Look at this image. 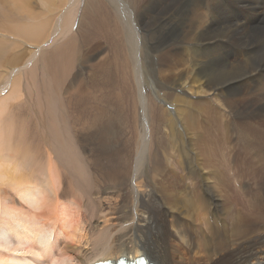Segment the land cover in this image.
<instances>
[{
	"label": "bare ground",
	"instance_id": "obj_1",
	"mask_svg": "<svg viewBox=\"0 0 264 264\" xmlns=\"http://www.w3.org/2000/svg\"><path fill=\"white\" fill-rule=\"evenodd\" d=\"M37 1L38 3L43 2V0ZM79 1L77 0L78 3H80ZM87 1L88 0H86L87 7L89 5H91L92 7V3H95V0H92V3L90 4L89 2H91V0L88 2ZM112 1L114 0H108L106 2L109 3L110 6L114 7ZM147 1L148 0H132V3L130 4L133 5L132 14L134 17V5L136 8H139L137 7V4L138 6L143 5ZM211 1L212 4L209 3L206 6V9L212 14V17L210 19L201 20L202 16H198L197 18L194 16L196 20H184V10L183 8H180V10H176V12L174 11L175 15L178 17V20H176V24H171L168 30H180V32L182 31L184 35L182 37H169L163 40H159V38H157L155 40L154 46L157 50H159L158 48L161 49L163 46H168L167 49L164 50L165 57L172 54V49L169 50V48L175 47V49H180V54L185 56L184 58H186V62L184 63V66H186V68L183 70L180 69L177 72L173 73L170 71L169 73L168 71L163 69L171 76H174L169 82V79H166L163 75L165 72L162 71L164 72L162 74V84L165 87H171L170 90L173 91L172 96L174 102H177V100L178 102L175 104H173L171 100L169 102V99H171L170 96L169 98H167L166 94L160 92L155 94L158 101H160L159 103H154L151 100L150 95L148 96L147 94L143 96L144 100H137L138 103L140 102V107L138 103H136V113H134L133 117L134 124L136 126L134 132H137V134H142L143 137H139L137 140L139 142V147L134 154L135 160H133L134 162L131 163V165L120 166L118 164L120 166L119 171L116 172V175L114 174L113 176H110L111 180L103 177L104 182L111 183L112 187H105L104 189H101L98 183L99 179L96 180V177H99V175H101V168L99 169L95 162L90 163L85 161L86 159L84 160L85 157H83L84 145H86L88 142L90 143L91 134H89L87 130H76L74 128V123H77V121H75V118H77L78 115L76 116V113L71 108V104L73 105V108L75 105L71 103L72 100L70 102L67 98L63 99L62 97L63 93L68 92L65 88L64 82L67 80L66 77H68L69 73H71V70L74 68L78 55V45L76 37L74 36L75 34L70 35V32L73 31L72 27L73 19L75 17L74 14H77L78 12L75 13L73 10L72 12L74 13L70 14L69 20H58L55 26L56 37L62 35V38H65V42L59 45H55L54 41H52V44L49 45L50 41L49 43H47L46 41H48V35L55 21V18L52 19L50 7L46 2H43L46 6L44 11L49 12H46V15H44V11L41 14L35 11L36 9L33 7L34 4L32 5V0H0V24L4 26L3 28L7 30L9 34L5 35L0 33V228L5 229V231L10 233L15 238L17 242H14L16 244V248L24 250V252H21L20 254L26 255L27 257L24 258V262H22V264H33L29 262L32 261L31 258H34L33 261H36L34 262L35 264H94L100 261H114L122 257H125L128 260H135L142 255H146L150 262L154 264H185L182 261V258L179 259L176 252L172 248H170L169 242L171 241V239L178 241L180 246L184 249L183 251L186 252L187 256L194 255L197 257V263L191 264H199L200 261H203V263L201 264H253V262H255L256 260H260L262 261V264H264V258L261 257L262 255H264V103L262 105L258 104V106L254 107L252 111L248 110L251 120H248L245 123H241L240 125L239 123L232 124V122L230 121L222 122L220 120V122H222V129H220L219 127L220 130L218 131L216 129V131L212 129V126L215 123L212 122V128L207 125L211 124L210 121L213 118L221 119L223 117L219 113V111H222L221 108L224 109V111L226 109H228L229 111L238 110L239 102H230L225 98V95H232L241 91L245 86H250L253 83L260 84L261 81L264 80V66L255 71H248V69L247 72L242 76H233L234 78L222 80L220 72L215 69L213 65L217 60L216 56L218 55L227 59L234 56L236 58L235 62H237L241 56L247 55L248 52L250 53V51L252 50L260 49L261 51L262 49H264V16H262L261 11V9L264 10V0H260V7L257 4H253L252 1H246L245 5H241L242 7L239 5L241 8H246L248 11H251V13L254 11L253 13H255L256 16L254 18L252 17L251 19L249 18L250 20H247L245 17L241 16L239 18H234L232 16H227L226 18L222 17L228 12L227 8L229 7H219L217 5H214L218 0ZM204 5H199V7ZM86 6L84 7L85 10L84 13H82L83 15L81 14L82 17L80 16V29L84 31L87 27H89L91 30L90 32H93L92 35L95 34L96 31H101V33L102 31H104L106 34L105 37L110 46H117V52L111 55L113 56L112 58L110 57L113 60L114 64H117H115L116 67L118 65V67H120V73L116 74L127 76L128 74L130 75V73L133 72L132 79H130V77V80L128 79V82H130L131 80L133 81L134 78V80L138 82V87L141 86V82L143 83L144 80L142 72H144V68L149 66H147L145 63V56L140 55L135 47L130 43L131 40L129 34L134 33L130 26L128 32V29L126 28L122 17L114 9L115 7L113 8V12H105V7H103L104 5H102L103 9L102 13H100V20H95V18L94 20H84L88 17V8L86 9ZM94 6L95 5H93V7ZM203 10L205 11V9ZM231 10L232 9H230V11ZM214 13L218 16H215ZM205 16L204 18L208 17L207 15ZM98 18H100L99 14ZM61 22L63 24L62 29H60ZM186 23L188 24V26H185ZM256 23L258 24L255 25ZM155 26L157 25H153L152 28H154ZM104 32L102 33L103 35ZM87 34L91 35L89 33ZM10 35L14 38L18 37L17 40L21 42H24L26 44L28 43L29 50L31 49V51H29L28 54L25 53L26 55H35L30 58V63L32 65L28 69H26L25 73L20 74L21 72H23L21 69L11 67L6 68L5 66V64L9 63L10 65L12 64V67H17L16 65L21 60H23V57H16L15 60H12L13 49L9 54H7V49L3 44L4 39L10 37ZM210 36H212L213 38H209ZM123 37H126V39H124ZM91 38L92 37H90V39ZM116 38H119L122 44H127L126 46H128L129 48V57H126L125 59L127 60L128 58L129 60L130 58L129 62L128 60L126 61L125 59H123L125 56H123V58L122 55L120 56V49L123 45H120V42H117L116 44ZM55 40L58 41L57 38ZM44 42H46L47 44L40 52V50L42 49L40 48V46H43ZM58 42H60V40ZM35 46H38L39 48ZM50 46L52 47L51 50L47 49ZM123 51H125V49H123ZM160 53L162 56L163 52ZM248 57H250V55ZM162 58L164 57L162 56ZM165 60L164 62H166ZM167 60H170V58ZM38 61L41 66L39 68L37 67L38 64H36ZM152 61L153 64L149 70L155 72L156 69H158V65L154 58H152ZM128 63H130V68L128 67V65L126 66V64ZM247 64L249 63H246V65ZM3 69H6L8 71L4 72ZM108 69H110L108 68V61L105 60L96 65L93 71L96 72V74H98L97 76H100L101 79L105 80L104 78L108 76ZM128 69H130L131 72L129 73L128 71L126 75L125 71ZM110 71L113 72V70ZM24 75L28 77L26 78L30 83V86L27 84L30 89H28V91H24L28 92L27 94L29 95V97L27 96L28 100L25 99V103L23 101H20L22 99V90L20 91L21 82L24 81V79H22ZM18 76H20L19 79L17 78ZM111 77L113 78V76ZM166 77L170 78V76ZM6 78H9L10 83H5L7 87L6 90H4L3 82L6 80ZM107 79H109V77H107ZM117 80L115 79V82H113L112 80H105L104 83H101V81L100 83L96 82V87L101 91L105 90L107 93L106 95L110 97L111 95H113V91L116 88L115 83L117 82ZM75 82L76 80H74L73 84H75ZM124 83L122 82V85L126 88L125 97H129L130 93L133 94V92H131L133 90L131 89L132 83L131 85H127V82ZM69 84H71L70 81ZM252 89L253 85L251 90ZM8 90H10L11 93L9 92L6 97H3L2 95ZM163 90L164 87H162V91ZM178 92L187 95V97H189L190 99L191 96L198 95L210 96L212 98L215 97L216 101L212 100V103H214V107H212L213 109H208L209 111L211 110L209 113L212 112V118L208 116V111L207 113L203 111V113L195 117V122L193 117L188 119L191 121L182 119V112L179 110L182 105L179 109L176 108V105H188V102L184 100L185 97L183 99L181 95L177 94ZM15 94L16 98L14 99ZM76 99V103H81L82 105V97L76 96ZM88 100H93V98H89ZM15 101L18 103L14 104L13 102ZM212 103L208 106V108H210V106H213ZM254 103L256 104V102ZM105 104V107L107 105H109L110 107L113 105L111 104L110 99L105 102ZM154 107L156 108V110H158V112H160L158 113L159 118L156 113L153 114V110L155 109ZM140 108L143 109V117L145 120L144 122L141 118ZM26 109L30 110L26 112ZM102 109L103 108L100 107L99 110ZM183 110L185 109L183 108ZM7 111L8 114H6ZM36 111H40L38 116L36 114ZM244 111H246V108ZM242 112L239 114L243 115ZM226 113H228V111ZM71 114L75 115L72 116ZM232 114H234V112ZM147 116H149V118ZM79 117L78 119H80ZM139 120L143 123V125H139L141 129L138 128ZM78 121H80L81 123L82 120L80 119ZM83 123H86L85 120ZM198 123L203 124V127L204 124L208 126L206 127V129H204L205 127L203 128L205 132L203 130V132H200L201 130L196 127ZM217 123L218 120L216 124ZM106 124L108 123L106 122L105 125ZM191 126H193V132H191L189 129V127ZM109 127L111 128V126ZM161 127L162 129L168 130L165 131L169 132V135H166V132H163V134H165L169 140L171 138V142H174L173 144L176 143L175 148L177 145V148L179 149L178 155H180V162L178 164V168L181 172V177L184 179H190L189 181L192 180L197 184V187L193 191V193L190 192L191 196H189L188 198L187 194L186 199L182 200H184L183 202L185 203V205L186 202L189 201L188 203H190L191 205L203 209L204 212L206 211L209 220L207 224L204 223L206 224V227L204 229L198 226H194L196 221L194 222V224L190 222L187 216L188 211L186 210L187 212H184L183 210L178 208L181 207V205L178 206L176 197H173L175 198L173 199L174 205L171 204L173 206H169L167 208L165 203L169 199L168 197L170 195L168 196L166 192V199H168L166 200V202L163 201L164 199L161 200L158 194L160 185H158V182L156 183L157 180L155 181L158 176L155 177V179L153 178L152 180L151 178L149 179L145 174V170L148 167L145 169V166L141 160V158H144L142 157V153L145 157H147L146 155H148L147 160L149 157L151 158L152 153H154L148 147V137L157 141H155L157 145L154 147V151H157V153L159 152V146L162 145V141H160L161 137L157 138L156 136H159L162 133ZM214 127L217 128L216 126ZM234 129H237V131L241 129V132L243 131L244 134L236 136L235 146L231 143L230 145L234 147L231 149L230 153H228L227 151V154L224 155L228 156V160H230V166L233 165L234 167H236V169H238L240 175L237 179V184L240 185V187L238 186L239 188L244 187L242 191L246 197L245 201H247V203L249 204L248 208L250 209V211L247 213V209H245L246 211H244L242 214L240 212L241 220L239 223H237L238 225H236L238 226V231H236L238 236L236 238L234 237L235 239H228L227 237H225L226 235H222V233L225 232L222 231L221 233L220 229L223 228H219V220L216 221L213 216L216 215L215 212L218 209V206L220 204L219 202L224 203V199L226 197L227 199L229 198V190H227V186L229 189V185L226 184V182L224 181V175L222 176V174L216 167V165L218 166V161H214L211 155L210 159H213L214 161L212 162L209 159V156L211 154L212 148L215 146V141L222 135L224 138V142H226L229 139V132ZM111 139H113V137ZM164 146L162 145V148ZM43 149H46V151H44ZM89 149L90 148H88V150ZM228 149L229 148H227V150ZM145 151H148L149 154ZM55 160L57 161V163L54 162ZM160 167L161 166L158 163H154L155 171H158ZM43 169L46 172H44ZM243 169L244 171H242ZM96 173L97 176H95ZM42 176L45 177L43 178L44 180L40 178ZM100 177L102 179V175ZM102 181L103 180H101V182ZM194 182L193 185H195ZM41 185H45L47 188H51V196H48L47 199L55 200L57 204H50L49 206V204L43 203L41 200L37 207L33 204L35 200H31L29 195L31 194L32 197L33 195H36V189ZM115 185H118L120 188H116ZM132 185L135 188L134 192L132 190H129L132 189ZM125 187H127L126 191L128 190L127 192L130 194L129 199L131 201L129 202H131V211L129 213V216H124V220L123 218L121 219L123 224L120 225L118 223L121 220L118 222L117 220L112 221L108 218L110 216L106 217V215L105 219L100 218V220H103V225H101V223H99L98 221V223H95L97 216H94V214H102L101 209L103 208L100 209V202L102 200H106L107 202H104H106V204H110V209L113 206L116 210L123 199L122 197ZM119 190L120 192L116 193V191ZM108 191L109 193H111V191H114L117 196L113 195L103 198L104 195L102 196L101 194L103 193L107 195ZM178 194L179 193H177V195ZM174 195L176 196V194ZM85 197L90 198V204L86 206L88 208V211H84L86 209L82 210L81 208L79 210V214H81V218L78 221L79 228L84 234L82 247H79L73 242L68 241V234L71 230L74 229V221L71 218L64 220L65 223L63 228L61 229V235L66 239L60 240V230L54 223V218L48 215L45 210L39 212V209L43 207H50L51 209L57 210L56 208L58 206L59 200L72 199L73 201L78 200L81 203L82 201L85 202ZM181 197H183V195ZM34 198L39 199L36 197ZM185 205L183 206L185 207ZM93 208H96L97 211L91 213L90 211ZM227 209L228 208H226V211ZM196 210L194 211L196 212ZM87 212H90L91 218L95 221L92 230H90L87 225ZM200 213L203 214V212ZM230 215H232V212ZM225 216H227V214ZM197 217H199V215ZM102 218H104L103 214ZM256 218H260V221L255 222ZM114 219H117V217H114ZM202 219L203 215L201 217V220ZM206 219L208 218L206 217ZM220 219H223L222 215ZM228 221L227 224L231 222ZM116 224L119 226V229H117ZM233 224L235 223L232 222L231 226H233ZM224 226L225 228L227 227V225L225 224ZM192 228L197 230V234H194L192 232ZM48 234H50V238L51 235L53 236V241L49 240ZM2 240L3 237L1 235L0 243L3 242ZM87 247H89L90 250L87 251ZM258 248H261L262 250L257 251ZM28 256H31V258ZM0 264H6L4 263V259L2 256H0Z\"/></svg>",
	"mask_w": 264,
	"mask_h": 264
},
{
	"label": "rangeland",
	"instance_id": "obj_2",
	"mask_svg": "<svg viewBox=\"0 0 264 264\" xmlns=\"http://www.w3.org/2000/svg\"><path fill=\"white\" fill-rule=\"evenodd\" d=\"M88 1H90V0H88ZM106 1H108V0H95V3H92V0H91V2H89V4L92 3V7H91V5H89L87 7L86 6V0H80L79 1L80 3H78L77 0H43V2H46L49 5V7H50V11H51L50 13H51L52 19L55 18V21H54V23H53V25L51 27V30L49 32V35H48V41H46L47 43H49V41H50V44L49 45L52 44L51 43L52 41H54V44L55 45H59V44L65 42V38H62V35H59L61 38L59 36L56 37V34H55V26H56L58 20H69V17H70V14L71 13H74V12L77 13L78 12L77 14H74L75 17L73 19V27H72V30L73 31L70 32V35L75 34L74 36L76 37L77 45H78V55H77V59H76L74 68L71 70V73H69L68 77H66L67 80L64 82L65 83V88H66V90L68 92L67 93H63L64 95L62 94V97H63V99L67 98L68 101H70V102L72 100L71 103H73L75 105L74 106L75 109H74L73 108V105L71 104V106H72L71 108L76 113V116L78 115L77 118H75V121H77V123L76 122L74 123V126H75L74 128L76 130H83V131L84 130H87L88 133L91 134V141H90V143L88 142L89 144L87 143L86 145H84V149H83V153L84 154H83V157H85L84 158V160L86 159L85 161L90 162V163H94L95 162L96 165L98 166V168L99 169L101 168L100 172H101V175H102V179L100 177L101 175H99V177H98L97 176V173L95 174V176H97L96 177V180L99 179L98 183H99V186H100L101 189H104L105 187H110V188L112 187V184L111 183L104 182L103 177L106 178V179H108V180H111V177L110 176H113L114 174L116 175V172L119 171V167L120 166L131 165V163L134 162L133 160H135L134 159V154L137 151V148L139 147V142L137 140H138L139 137H141V138L143 137L142 134H139L138 133L139 134L138 135L137 132H134V129L136 128V126L134 124V118L133 117H134V113H136L135 106H136V103H138L137 100H140V101L141 100H144L143 99V96L145 94H147L148 96L150 95V98H151V100L154 103H159L160 101H158V99L155 96V94H157V93L160 92V93L166 94L167 95V98H169V96H170L171 99H169V102H170V100H171V102L173 104H175V103L178 102V100H177V102L176 101L174 102V99H173V96H172V92L173 91L170 90L171 87L170 86H166L165 87L162 84V80H163L162 79V76L164 75L166 79L168 78L169 79L168 82H169L174 77L173 75L171 76L169 74L170 71L173 73V72H177L180 69L183 70V69L186 68V66H184V63L186 62V60H185L186 58H184L185 56H183V55L180 54L181 50L180 49L178 50V48L175 49V47L174 48L173 47L169 48V50L172 49L171 50L172 51V54L169 55V56H167L168 58L165 57L164 56V52H165L164 50H166L168 46H163L161 49L158 48L159 50H157L155 48V46H154L155 40L157 38H159V40H163V39L169 38V37H176V36L177 37H182L184 35V33L182 31L180 32V30L179 31L178 30H175V29L168 30L170 28L169 26H171V24L172 25L173 24H176V20H178V17L175 15V12H176V10H180V8H183V10H184V16H185V19L184 20H187V21L193 20V19L196 20V18L198 16H202L201 20H207V19H210L212 17V14L206 9V6L209 3L212 4V1L211 0H195V1L194 0L190 1L189 0L190 2L189 1H185V0H183V1L182 0H164V2H163V0H148L143 5H139V6H138L137 3H135V4H137V7H139V8H136L135 5H134V8H133V11L134 12L133 13L135 14V17L132 14V6L133 5L130 4V3H132V0H114V1H112V3L114 4V7L115 8L113 6H110L109 3H107ZM196 1H198L199 4ZM246 1L247 2L252 1L253 4H255V5L257 4L259 7L261 5L260 0H240V1H238V0H218L214 5H217V6L223 7V8H227V6H228L230 9H232L230 11V9L227 8L228 9V12L225 15H223L222 17H225L226 18L227 16H232L234 18H239L241 16V17H245L247 20H250L252 17L254 18L256 15H255V13H253L254 11L251 13V11H248L246 8H241L243 5L246 4ZM43 2L42 3H40V2L38 3L37 0H32V5L34 4L33 7L36 9L35 11L38 12L39 14H41L45 10V8H46V6H45V4ZM234 2H236V3H234ZM184 4H185V7H184ZM93 5H95V6L93 7ZM102 5H104L103 7H105L104 8V11L105 12L106 11L107 12H113V8L118 12V14L122 17V19H123V21L125 23V26L128 29V32H129V26H130V28L134 32V33L129 34L130 35V40H131L130 43L135 47V49L139 52L140 55H144L145 56V63L149 67L144 68V72H142V75L144 76V80H143V83L141 82V86H139V87H138V82H136L134 80V78H133V81L134 82L132 80L130 82H128L130 79H132V76H133V72H131L130 69L126 70L125 71V74L127 75L128 71H129V73L130 72L132 73V74L130 73L131 76L129 74L127 75L128 77L125 76V75H123V76L122 75H118L120 73V71H119V68L120 67H118L119 65L116 67L117 64L115 63L116 64L115 65L114 62H113V60L111 59L113 57L111 55H113V54H115L117 52V46H112V47L110 46V44L107 42V39L105 37L106 34H105L104 31H102V33L104 32V35L101 33V31H96V33L92 35L93 32H90L91 30H90L89 27H87L86 28L87 30L85 29L84 31H82L80 29V22H81L80 20H81V17H82L81 14L84 13V10H85L84 7L86 6V9L88 8L87 9L88 10V12H87V14H88V17L87 18L88 19L85 18L84 20H94V18H95V20H97V19L100 20L101 19V14L100 13H102V9H103ZM199 5H204L205 7L204 6L199 7ZM239 5L240 6L242 5V6L240 7ZM263 7H264V5H263ZM203 9H205V11ZM73 10H74V12H72ZM261 11H262V16H264V10L261 9ZM46 12H49V11H44L43 14L46 15ZM205 12H206V14H205ZM97 13L99 14V17L100 18H98V14ZM239 13H240V15H239ZM248 14H250V15H248ZM203 15L204 16L207 15L209 18L208 17L207 18H204ZM214 15L215 16H218L215 13H214ZM186 17H188V18H186ZM0 23H1V21H0ZM257 24L258 23H256L255 25H257ZM62 25L63 24L61 22L60 29H62V27H63ZM153 25H157V26H155L154 28H152ZM0 26L2 27V28L0 27V33L5 34V35H9L8 32H7V30H5L3 28L4 26H2L1 24H0ZM185 26H188V24L186 23ZM162 30H163V32H162ZM86 31H87V33H89L91 35H88L86 33ZM98 35L101 36L102 38L99 37ZM164 35H166V36H164ZM55 37L57 38L58 41L60 40V42L56 41L55 40L56 39ZM90 37H92V38L90 39ZM123 38L126 39V37H123ZM209 38H213V37L210 36ZM17 39H18V37H15L14 38L13 36L10 35V37L4 39V44L3 45L7 49V54H9L11 52V50L13 49L12 60H15L16 57H23V60H21L16 65L17 67H12V64L10 65L9 63L8 64H5V66H6V68L11 67V68H16V69H21L23 72H21L20 74H22V73H25L26 72V69H28L32 65L30 63V58L33 57V56H35V55H33V56L32 55L31 56L30 55H26V54H28L29 51H31V49L29 50L28 43L26 44V43L21 42V41H19ZM120 41L121 40L119 38H116V44H117V42L119 43ZM46 42H44L43 46L42 45L40 46V48H42L40 50V52L44 49V46L47 44ZM23 44L26 45V46H24ZM119 44L121 45L122 42H120ZM124 44H122L124 46V48H123V46H121L120 53H119L120 56L122 55V58H123V56H125L123 59H125L126 57H129V53H128L129 52V50H128L129 48H128V46H126L127 44H125V45ZM25 47L26 48L28 47V48L26 49ZM35 47L39 48L38 46H35ZM51 48L52 47L50 46L47 49H50L51 50ZM123 49H125V51L127 53L125 51H123ZM34 50H32V51H34ZM34 52H36V51H34ZM160 52H163L162 53V56L164 58H162ZM252 53H253V56H252ZM176 54H178V55H176ZM249 55H250V57H248ZM219 56L220 55L216 56L217 57V60L215 61L216 63L214 62L213 65H214V68L217 69L220 72V75L222 76V80H227V79H231V78H234V77H239V76H242L243 74H245L248 69H249L248 71H250V70L255 71V70H259L262 66H264V49H262L261 51H260V49H258V50H252V51H250V53L248 52L247 55L241 56L238 59L237 62H235V59L236 58L234 56H232L229 59H227L225 57H222V56L219 57ZM108 57L109 58L111 57V58L109 59ZM152 58H154L156 60L157 65H158V69H156L155 72L149 70L151 68L152 64H153ZM169 58H170V60H167ZM173 58H175L176 60L173 59ZM105 60L108 61V68H110V69H108V74H107L108 76H106L104 79L105 80H112L113 82H115L114 81L115 79L116 80L117 79L119 80V81L117 80V82L115 83L116 84L115 85L116 88L113 91V95H111L110 97H108L106 95L107 93H106L105 90L104 91H101L99 88L96 87V82L97 83H100V81H101V83H104L105 80L101 79V77L100 76H97L98 74H96V72L93 71L95 69V66L96 65H98L100 62L105 61ZM125 60H123V61H125ZM127 60H128V58H127ZM129 60H130V58H129ZM129 60H128V62H129ZM164 60L166 62L168 61L169 63L168 62L167 63L164 62ZM171 62L173 63V65H172ZM246 63H249V64L246 65ZM36 64H38L37 65L38 68L41 67L39 61ZM127 65L130 68V63L126 64V66ZM167 65H169L170 67L167 66ZM92 66H93V68H92ZM111 67H112V69H111ZM166 67H169V68H166ZM163 69L166 70V71H168L169 73L166 72V71H164ZM171 69L172 70L175 69V70L172 71ZM110 70H113V72L110 71ZM117 70H118V72H117ZM7 71L8 70H6V69L4 70V72H7ZM162 71H164L165 73L162 72ZM116 73H118V74H116ZM229 75H230V77H229ZM20 76H18L17 78L19 79ZM111 76H113V78ZM114 76L115 77L117 76V77L115 78ZM166 76H170V78L169 77H166ZM26 77H27L26 75H24V77H22V79H24V81H26L27 83L24 82V81H22L21 82V89H20V91L22 90V92H21V98L22 99L20 101H23L24 103L26 102V100H28V97H29V95L27 94L28 92H24V91L25 90L28 91V89H30V87H29L30 86V83L28 82V79H27L28 77L27 78ZM107 77H109V79H107ZM119 78H121V79H119ZM124 79H126V80H124ZM74 80H76V82H75V84L77 83L76 85L73 84L74 83ZM120 80H121V83H120ZM7 81H8V83H7ZM69 81H70L71 84H69ZM122 82L123 83L124 82H127V85H131V83H132L131 89H133V90L131 92H133V94L130 93L129 97H127V96L125 97L126 88L122 85ZM5 83L6 84H9L10 83L9 78H6V80L3 82V85H4L3 86V89L4 90H6V87H7V85H5ZM263 84H264V80H262L260 84H256V83L254 84L253 83L250 86H245L241 91H239L237 93H234L232 95H225L226 96L225 98L228 99V101H230V102L231 101L232 102L237 101L236 103L239 102L238 103L239 108H238V110H230L231 112L228 109H226L225 111L226 112L228 111V113H226L224 111V109H222L220 107L222 111H219V113L223 116L221 119L213 118L212 119L213 121H212L211 120V118H212L211 117L212 116V112L209 113L211 110L210 111L208 110V109H213L212 107H214V103H212V100H215V97L212 98L210 96L198 95V96H191V99H190L189 97H187V95L178 92L177 94L181 95V97H183V99L185 97L184 100L188 102V105L177 104L176 105V108L179 109L180 106L182 105L181 108L179 109L182 112L181 118L182 119H185L187 121H191V120H188V119L193 117L194 122L196 121L195 117L197 115H200L201 113H203V111H205L206 113L208 111L207 114H208L209 117H211L210 118L211 124H207V125L209 127H211L212 122L215 123L212 126L213 128L212 127L211 128L214 129V130L216 129L217 131L220 130V129H222V125H221L222 122H229L230 121V122H232V124L239 123V125H240L241 123H245L246 121L251 120V117H249V115H250L249 114V111H252L254 107L258 106V104L259 105H262L264 103V93H263L264 92V90H263L264 89V85ZM10 85H12V84H10ZM252 85H253V89L251 90ZM73 86H75V87H73ZM118 86H120V87H118ZM261 86H263V87H261ZM162 87H164V90H166V91H164V90L162 91ZM121 88H122V90H121ZM254 89H255V91H254ZM169 91H171V92H169ZM9 92L11 93L10 90L6 91L2 96L3 97H6L9 94ZM81 92H82V94H81ZM84 92H85V95H84ZM121 92H122V94H121ZM241 93H242V95H241ZM77 94H79V95H77ZM70 95H72V96H70ZM238 95L241 96V97H239ZM12 96H14V95H12ZM76 96L77 97H79V96L82 97V99H83L82 105L84 107L81 105V103H76V100H77L76 99ZM243 96H245V97H243ZM88 97L89 98H93V100H90L89 101L88 100L89 99ZM123 97H125V98H123ZM230 97L233 98V99H231ZM15 98H16V94L14 96V99ZM109 99L111 100V104H113L111 106L112 108L109 105H107L108 107L107 106L105 107V105H106L105 102H107ZM100 101H101V103H100ZM189 101H190V103H189ZM254 102H256V104ZM13 103L14 104H17L18 102L15 101ZM84 103H85V105H84ZM86 103L89 104V105H87ZM211 103L213 104V106H210V108H208V106ZM240 103H242L244 106L242 104H240ZM133 104H134V106H133ZM138 105L140 107V102L138 103ZM160 105H161V103H160ZM190 106H191V108H190ZM100 107L103 108V109L102 110H99ZM243 107L246 108V111H244L245 108H243ZM183 108L185 110H183ZM29 110L30 109H26L25 111L28 112ZM240 111L241 112L243 111L242 112L243 115L239 114V113H241ZM233 112H234V114H232ZM39 113H40V111L39 112L36 111L37 116L39 115ZM102 113H104V114H102ZM155 113L158 116V113H160V112H158V110H156V108H155L153 110V114H155ZM6 114H8V111H7ZM9 114H10V112H9ZM140 114H141L142 121L144 122L145 120H144V117H143V109L140 110ZM71 115L74 116L75 114H71ZM232 116H234V117H232ZM244 116L246 118L247 117L248 118L246 119ZM78 117L83 122L85 120L86 123H83L82 121L80 123V121H78V120H80V119H78ZM119 117H120V119H119ZM147 117L149 118V116H147ZM100 118H101V120H100ZM158 118H159V116H158ZM216 119L218 120V123L217 124H216V122H217ZM224 119H225V121H224ZM220 120L222 122H220ZM130 121L132 122V124H131ZM214 121H216V122H214ZM240 121H242V122H240ZM106 122L109 125L106 124L107 125L106 126L105 125ZM109 122H111V123H109ZM140 122L141 121L139 120V122H138V128L139 129H141L139 127V125H143V123L141 122V124H140ZM82 124L84 126L86 124L85 128H84V126ZM103 124H104V126H103ZM207 125L204 124V127H205L204 128L203 127V124H201V123L199 124L198 123L196 127L201 130L200 132H203V131L205 132L204 129H206V127H208ZM79 126H81L82 128L79 127ZM109 126H111V128ZM214 126H216L217 128H215ZM99 127H101V128H99ZM219 127H220V129H219ZM105 129L108 130V131H106ZM161 129H162V127H161ZM189 129H190L191 132H193L192 131L193 130V126L189 127ZM231 129H232V127H231ZM109 130H111V131H109ZM165 130H167V129H162V133L159 136H156L157 138H160L161 137V140L160 141H162V145L163 146L164 145L166 146V147L164 146L162 148V145H160L159 146V150H158L159 152L158 153H157V151H154L155 150L154 147L157 145V143H156L157 141L155 139H152V138H149L148 137V141H149L148 142V147L150 148V150L152 152H154V153L156 152L155 153L156 155L154 153H152V157L151 158L149 157L148 160H147L148 155H146V153H148V151H145L146 152L145 155L147 157H145L144 154L142 153V157H144V158H141V160H142V162H143V164L145 166V169L148 167L145 170V174H146V176L149 179L151 178L152 180H153V178L155 179V177L158 176L155 179V181L157 180L156 183L158 182V185H160L159 186V193L158 194H159L161 200L164 199L163 201L166 202V200L169 198L168 200H171L172 201L171 202V201H168L167 200V202L165 203V205L167 206V208L169 206H173L174 205L173 199H175V198H173V197H176L178 206L181 205V207H178V208H180L184 212H187V211L190 212L191 211L190 213L187 212V216H188V219L190 220V222H192L194 224V222L196 221L194 226H196V227L198 226V227L204 229L206 227L205 225L207 224V222L209 220V217H208L206 211L204 212L203 209L191 205L190 203H188L189 201L186 202V205H185V203L183 202L184 200H182V199H186L187 194H188V196H187L188 198H189V196H191V193H193V191L196 189L197 184L194 181H192V180L189 181L190 179H187V178L184 179V178L181 177V175H180L181 172H180V170L178 168V164L180 162V155H178L179 154L178 153L179 149L177 148V145H176V148L177 149L175 148V144L176 143L173 144L174 142H171L172 141L171 138H170V140L168 139V137L166 135H169L168 134L169 132H167L168 130L167 131H165ZM239 131H237V129L231 130L229 132V139L226 142H224V138L221 135V137L215 141V146L213 147L214 149L212 148L211 154L209 156V159L211 158V155H212L214 161H216V162L218 161L217 162L218 166L216 165V167H217L218 171L222 174V176L224 175V178H225L224 181L226 182V184L229 185V189H228V186H227V190H229V196H228L229 198L227 199V197H226L224 199L227 203L225 201H223L224 203L219 202L220 204L218 206V209L215 212L216 215H214L216 218L213 216V218L216 221L219 220L218 221V224L220 225L219 228H223L224 229V230L223 229H220V231H221V233H222V231L225 232V233H222V235L223 236L226 235L225 237H227L228 239H231V238L232 239H235L238 236V234L236 232V231H238V226H236V225H238L237 223H239L240 220H241L240 216H241V214L244 211H246L245 209H247V211H246L247 213L250 211V209L248 208V205L249 204L247 203V201H245L246 200V197H245V195L243 194V191H242L244 187L239 188L240 185L237 184V179L239 178V175H240L239 172H238V169H236V167H234L233 165L230 166V164H229V161L230 160H228L229 159L228 156L227 155H224V154H227V151H228V153H230L231 149L235 146L236 136L237 135L244 134L243 131L241 132V129H239ZM163 132L164 133L166 132L165 133L166 135L163 134ZM123 134H125V135H123ZM108 136H109V139H108ZM153 136H155V135H153ZM112 137H113V139H111ZM165 139H166V141H165ZM134 140H136L137 142L134 141ZM203 141H204V139H203ZM231 143L234 146L230 145ZM126 145H127V147H126ZM129 145H130V147H129ZM88 148H90V149L88 150ZM152 148H153V150H152ZM227 148H229V149L227 150ZM43 150L46 151V149H43ZM98 150H99V152H98ZM95 152H96V156H95ZM175 153H177V154H175ZM89 154H90V156H89ZM127 156H129V157H127ZM214 156H215V158H214ZM91 158H92V161H91ZM202 159H203V157H202ZM213 159H210V160L212 162H214ZM101 160H102V162H101ZM153 160H154V162H153ZM54 162L57 163L56 160ZM125 162H126V164H125ZM154 163L155 164L158 163L161 166L158 171H155L154 170ZM147 164H149V165H147ZM161 168L164 169V170H162ZM61 169H63V168H61ZM230 169H231V171H230ZM43 171L46 172L44 169H43ZM159 171H160V173H159ZM242 171H244V169ZM161 172H162V174H161ZM155 174H157V175H155ZM106 175H107L108 178L106 177ZM160 177H162V178H160ZM40 178L42 180H44L43 178H45V177L42 176ZM158 179H159V181H158ZM101 180H103V181L101 182ZM103 182L105 183V185H104ZM193 182H194L195 185H193ZM162 184H163V186H162ZM194 186H195V188H194ZM115 187L116 188H120L118 185H115ZM126 189H127V187H125V190H124V193H123V197H122L123 199L120 202V205H118V207H117L116 210H115V208L113 206H112L113 209L112 208L110 209L111 206H110L109 203L106 204V202H107L106 200H102L100 202L99 207H100V209L103 208V209H101V211H102V214H103L104 218H102V214L101 213L94 214V216H97L96 217V222L91 218L90 212L91 213L96 212L97 211L96 208H93L94 211L92 209L90 212H87L86 213L87 225H88V227H89L90 230H92V227L94 225V222L95 223H98L99 222V223H101V225H103L102 224V221L103 220H100V218L101 219H105V215H106V217L107 216H110V217H108L110 220H112V221L113 220H117V222L120 221L122 218L124 220L125 217L129 216V213L131 211V202H129V201H131V200L129 199L130 198V194L127 192L128 190L126 191ZM129 190H132L134 192V190H135L134 186L132 185V189H129ZM51 191H52L51 188H47L45 185H41V186H39L36 189V193H35L36 195H33V197H32V195L30 194L29 196H30L31 200H35V202H33V204L36 205V207L40 203V200L43 203L49 204V206H50V204L51 205H55V204H57L55 200H52V199L49 200V199H47L48 196H51ZM170 191L172 192V194H171ZM244 191H245V189H244ZM113 192L114 191H111V193H109V191H108V194L107 195L106 194H103V193L101 195L102 196L104 195L103 198H105L106 196H113V195L114 196H117L115 194V192L114 193ZM117 192H120V190L119 191H116V193ZM165 193L168 196L170 195L169 197L167 196L168 197L167 199H166V194ZM177 193H179V194L177 195ZM109 194H111V195H109ZM174 194H176V196ZM172 195H174V196H172ZM182 195H183V197H181ZM34 197L39 198V199H35ZM84 201L85 202L82 201L83 203L81 202L82 203L81 204L78 200L77 201H73L72 199H63V200H59L58 201V206L56 208L57 210L51 209L50 207L49 208L43 207V208H40L39 209V212L45 210L48 215H50L51 217L54 218V223L57 225V227L60 230V232H59L60 240H65L66 239L64 236L61 235V229L63 228L64 223H65L64 220L71 218L74 221V229L71 230L70 233L68 234V237H69L68 241H71L75 245H77L79 247H82L83 239H84V234L81 232V230L79 228L78 221L81 218V214H79V210L81 208L82 210L86 209L84 211H88V208L86 206L90 204V198L85 197L84 198ZM104 201H106V202H104ZM231 202H233V203H231ZM23 203H24V201H23ZM75 203H77V204H75ZM167 203L170 204V205H168ZM179 203H182V204H179ZM171 204H173V205H171ZM183 205H185V207ZM222 205H223V208H222ZM226 208H228L227 211H226ZM241 208H243L244 210L241 209ZM188 209H191V210H188ZM107 210H109V211H107ZM192 210H193V212H192ZM194 210H196V212ZM200 212H203V214L200 213ZM231 212H232V215H230ZM240 212H241V214H240ZM197 213H200V214L203 215V219L202 220H201L202 215L197 214ZM219 214H220V216H219ZM226 214H227V216H225ZM198 215H199V217H197ZM221 215H222V218L223 219H220L221 218ZM114 217L115 218L117 217V219H114ZM192 217L195 218V219H193ZM206 217L208 219H206ZM228 217L229 218L231 217L230 220H229ZM224 218H225V220H224ZM227 219L229 221H231V222H229ZM255 220H254L255 222L260 221V218H256ZM227 221L229 222L228 224H227ZM66 222H67V220H66ZM121 222H122V220L120 222H118V223L120 225H122L123 222L122 223ZM197 222H198V224L199 223L200 224L198 225ZM232 222L235 223V224H233V226H231L232 225ZM204 223H206V224H204ZM224 224L227 225L226 228H225ZM116 226H117V229H119V226L117 224H116ZM201 226H204V227H201ZM228 226H229V228H228ZM121 230H123V229H121ZM191 230H192V232L194 234H197V230L196 229L192 228ZM230 230H232V231H230ZM1 235L3 237V240H2L3 242L0 243V256L3 257L4 263H6V264H22V262H24V258L27 257L26 255H21L20 254L21 252H24V250L15 247V245H16L15 243H17L16 240H15V238L10 233H8L7 231H5V229H3V228H0V237H1ZM48 235H49V237H48L49 240H52L53 241V236L51 235V238H50V234H48ZM169 246H170V248H172L176 252V254H177V256H178L179 259L182 258V261L185 264L197 263V257L194 256V255L187 256L186 255V252L183 251L184 249L180 246V244L178 243V241H176L174 239H171V241L169 242ZM86 250L88 251V250H90V248L87 247ZM261 250H262L261 248H258L257 249V251H261ZM140 254H144V253H140ZM142 256H146V255H142ZM28 257L31 258V256H28ZM261 257L264 258V255H262ZM31 259H32V261H29V262L35 264L34 262H36V261H33L34 258H31ZM259 261L260 260H256L255 262H253V264H262V261H260V262ZM201 263H203V261H200L199 262V264H201Z\"/></svg>",
	"mask_w": 264,
	"mask_h": 264
}]
</instances>
